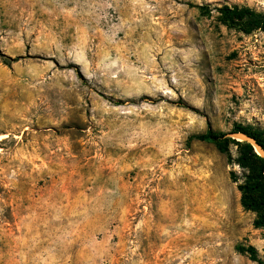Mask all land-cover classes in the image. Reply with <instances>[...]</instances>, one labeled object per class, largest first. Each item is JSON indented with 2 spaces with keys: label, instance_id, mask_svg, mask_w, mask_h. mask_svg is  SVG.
<instances>
[{
  "label": "rangeland",
  "instance_id": "374dc122",
  "mask_svg": "<svg viewBox=\"0 0 264 264\" xmlns=\"http://www.w3.org/2000/svg\"><path fill=\"white\" fill-rule=\"evenodd\" d=\"M225 5L264 13L0 0V264H264L238 146L190 140L264 132V31Z\"/></svg>",
  "mask_w": 264,
  "mask_h": 264
},
{
  "label": "trees",
  "instance_id": "16d2710c",
  "mask_svg": "<svg viewBox=\"0 0 264 264\" xmlns=\"http://www.w3.org/2000/svg\"><path fill=\"white\" fill-rule=\"evenodd\" d=\"M219 12L222 20L231 26H236L246 32L264 31V13L257 12L249 7H230L228 5L220 7ZM234 132H242L252 137L264 151L263 131L252 127L239 126L235 128ZM190 140L214 143L221 153L229 157L231 156V145L238 146L239 156L236 162L248 171L246 181L238 186L242 194V205L245 209L258 213L256 226H264V156L257 152L255 145L247 141H237L228 137L227 134L214 133L211 128H208L205 133L192 135ZM233 174L232 179L236 181ZM237 250L241 253H250L253 258H256V249L252 246L247 248L238 246Z\"/></svg>",
  "mask_w": 264,
  "mask_h": 264
},
{
  "label": "water",
  "instance_id": "95a60500",
  "mask_svg": "<svg viewBox=\"0 0 264 264\" xmlns=\"http://www.w3.org/2000/svg\"><path fill=\"white\" fill-rule=\"evenodd\" d=\"M238 135H241V137H238ZM229 137L236 139L237 141H247V142H251L252 144L255 145L256 150L257 148L259 149L258 153L261 154L262 156H264V151L261 149V147L256 143L255 139H253L252 137L248 136L245 133L242 132H232L229 134ZM241 138V139H240Z\"/></svg>",
  "mask_w": 264,
  "mask_h": 264
},
{
  "label": "bare ground",
  "instance_id": "6f19581e",
  "mask_svg": "<svg viewBox=\"0 0 264 264\" xmlns=\"http://www.w3.org/2000/svg\"><path fill=\"white\" fill-rule=\"evenodd\" d=\"M238 137H241V135H238ZM241 139V138H240Z\"/></svg>",
  "mask_w": 264,
  "mask_h": 264
}]
</instances>
